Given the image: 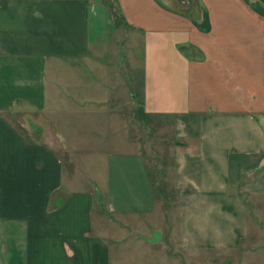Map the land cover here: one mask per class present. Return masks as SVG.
Segmentation results:
<instances>
[{
	"label": "crops",
	"instance_id": "1",
	"mask_svg": "<svg viewBox=\"0 0 264 264\" xmlns=\"http://www.w3.org/2000/svg\"><path fill=\"white\" fill-rule=\"evenodd\" d=\"M135 128L163 134L154 165ZM118 135L137 150L107 154L100 190H69L50 138L97 155ZM112 226L264 264V0H0V264H112Z\"/></svg>",
	"mask_w": 264,
	"mask_h": 264
},
{
	"label": "rangeland",
	"instance_id": "2",
	"mask_svg": "<svg viewBox=\"0 0 264 264\" xmlns=\"http://www.w3.org/2000/svg\"><path fill=\"white\" fill-rule=\"evenodd\" d=\"M141 54L142 52H137V55ZM138 76H133L130 74V82H131V90L133 94H130V97L134 103V112L138 110V103L136 102V96L138 94H142L144 88L149 89V86L146 83H142V72L141 69L139 71ZM143 95V94H142ZM74 107V105H73ZM133 107L131 109H133ZM73 113V111L71 110ZM74 116V114H73ZM48 116L42 113H22L18 117L17 124L21 126H25L30 130H35L36 127L42 128L44 127L47 133H54L56 131L55 125L51 124V118H47ZM167 121V120H166ZM137 125V124H135ZM137 128L134 129L136 141H141L139 146L144 150L145 153L149 154V164H153V154L152 150L163 149L161 142V137L163 134H158L146 131L144 133V138H139L137 136ZM139 132V130H138ZM35 133V131H34ZM33 133V134H34ZM55 135V133H54ZM35 135L34 140L45 142V138ZM118 139H111V140H99L93 147L94 151L101 152L104 157H102L99 153L97 155H92L91 149H88L89 143L87 141H79V140H71V139H62L60 141L56 139H51V142H54L53 145L58 149V152L61 154L63 161L65 162V166L67 169V173L71 172V175L68 177L67 175V184L69 190H84L87 189L91 183L98 187L100 190L101 186L105 182V161L106 156L109 152L112 151H126V152H133L137 150L136 143L133 140L127 141L125 137L122 139L120 136ZM169 136H166L168 138ZM138 139V140H137ZM49 140V141H50ZM164 141V137H163ZM129 142V143H128ZM99 146V147H97ZM70 180V182H69ZM98 182V183H97ZM99 184V185H98ZM101 185V186H100ZM98 211L95 210L93 212V222L95 224V231L101 234V220L98 215ZM157 222H161L160 219H156ZM111 228V227H110ZM134 227H129V229L121 230L112 226L111 230L116 233V236H111L106 233L103 234L105 238L109 241L111 246V257H112V264H225L222 262L223 257H218L216 254H209L205 255L204 258H195L193 254H189L181 249L177 248L175 241H169L166 245L160 246V244H154L158 246H153L158 249L151 250L149 245L146 243H141L139 240H135L134 235ZM102 235V234H101ZM132 236V237H131ZM146 248V249H145ZM255 261L252 262L250 257L244 262V264H261L262 262L257 259L256 257L253 258ZM228 264H239L237 261L233 259L228 262Z\"/></svg>",
	"mask_w": 264,
	"mask_h": 264
},
{
	"label": "water",
	"instance_id": "3",
	"mask_svg": "<svg viewBox=\"0 0 264 264\" xmlns=\"http://www.w3.org/2000/svg\"><path fill=\"white\" fill-rule=\"evenodd\" d=\"M97 200H98V203H101L102 202V197L100 195V193L97 194ZM161 233L159 231H153L152 232V237L150 238H147V237H144V240L147 241L148 243H157L161 240Z\"/></svg>",
	"mask_w": 264,
	"mask_h": 264
}]
</instances>
